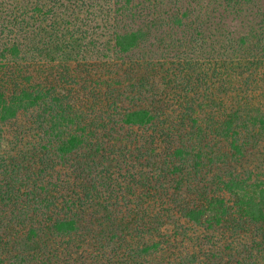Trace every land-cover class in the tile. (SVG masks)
<instances>
[{"label":"trees","instance_id":"1","mask_svg":"<svg viewBox=\"0 0 264 264\" xmlns=\"http://www.w3.org/2000/svg\"><path fill=\"white\" fill-rule=\"evenodd\" d=\"M165 181L231 218L218 264L264 258V0H0V264H186L133 227Z\"/></svg>","mask_w":264,"mask_h":264},{"label":"rangeland","instance_id":"2","mask_svg":"<svg viewBox=\"0 0 264 264\" xmlns=\"http://www.w3.org/2000/svg\"><path fill=\"white\" fill-rule=\"evenodd\" d=\"M177 37L180 38L179 33L177 34ZM218 48L220 50L219 54H223V52H225V47L223 45H220ZM208 51H210V49H208ZM213 52L214 51H211L208 54L212 55ZM34 134H36L35 120L32 115H27L24 113L19 118L14 120V123H12V125L5 127L2 147L5 151H10L14 148V146H19L20 143H22V145H24L25 142H28L30 144L34 140ZM151 162L152 168L154 169L153 164H155L156 166H158V169L155 170L160 172L161 169L159 168V164H161V161L159 159L152 158ZM144 170L147 169L145 168ZM63 171L64 172H62L63 174L60 175V177H63L64 182H73L74 177L71 175V173L67 170ZM147 171L149 176L151 177V172L153 173V170L149 169ZM160 183L161 182H154L153 184L157 188L163 190L157 191V193L154 192L149 198H142L139 211L135 212V216L139 217L146 213V210H148V213H150L149 218L145 217L144 214V219H141L139 221V224H133V227L135 228L136 226H138V228H142L145 225V230L147 231L146 234L148 235L150 241H163L166 248V255L168 254L169 257H172L173 259L177 260H180L182 257H185L187 258L186 264H189V260L193 257V264H208L207 262L209 261L218 264L222 255L226 258V260L227 258H230L233 252L231 253L230 250H226L223 254L218 253L216 251V243L221 242L227 244L231 240L234 241L236 239V235L241 236L239 232H237L238 234H233L234 227L230 225L232 224L231 218L226 219L223 225L216 224L214 229L206 230L204 226L192 223L188 219L184 218V216L181 214L182 212L179 210V207L181 206L180 204L184 203L186 196L183 195V193L181 192L182 196L179 195V201L177 200V202H175L174 193H169L168 195L165 193V188L169 187L167 186V181H165L166 185H164V187H161ZM152 210L154 211L152 212ZM161 210H165L164 215H161ZM126 211L127 209L124 210V212ZM153 215L155 218H158V223L154 221V224H149L148 222L151 219L150 217ZM127 221L129 220H125L126 224ZM150 259H153L152 263H159L158 260L161 259L160 252L156 253L154 256H150ZM168 260L170 259H166V262ZM253 260L255 262L254 264L264 263V258L262 259L260 258V256L259 258H256L253 255H249V261Z\"/></svg>","mask_w":264,"mask_h":264}]
</instances>
